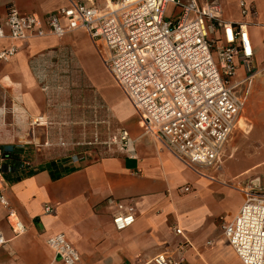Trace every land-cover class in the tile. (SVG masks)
<instances>
[{"label": "crops", "instance_id": "obj_1", "mask_svg": "<svg viewBox=\"0 0 264 264\" xmlns=\"http://www.w3.org/2000/svg\"><path fill=\"white\" fill-rule=\"evenodd\" d=\"M94 1L103 6V0ZM240 1L253 4L256 11L248 21L256 73L242 88L244 108L223 147L222 167L208 172V178L192 172L159 141L144 135L85 32L31 39L8 62L0 63V147L22 143L35 151L41 146L31 171L0 177V193L8 204L0 205V230L6 239L0 247V264H63L45 243L56 234H64L77 250L79 264H153L152 259L162 253L177 260L179 248L183 264H242L222 238L219 224H214L220 218L231 220L245 193L264 183V66L257 65L264 59V48L256 50L251 33L264 28V0H219L233 12L226 17L224 11L226 20L241 18ZM10 4L21 14L41 17L66 1L0 0L2 15ZM98 69L116 92L94 84ZM97 100L110 111L108 115L99 109L100 120L110 124L104 131L119 138L120 130L129 129L133 156L118 147H76L67 152L59 145L77 137L76 124L87 123ZM75 155L84 159L73 163ZM185 187L189 193H183ZM226 196L236 199L231 207L225 206ZM108 198L134 208L131 227L114 228L116 211L103 205ZM46 206L54 213H45ZM9 210L25 226L23 235L14 237L9 230ZM214 229L220 242L212 238Z\"/></svg>", "mask_w": 264, "mask_h": 264}, {"label": "built area", "instance_id": "obj_2", "mask_svg": "<svg viewBox=\"0 0 264 264\" xmlns=\"http://www.w3.org/2000/svg\"><path fill=\"white\" fill-rule=\"evenodd\" d=\"M66 4L45 16L21 14L10 4L0 13V63L8 62L29 40L61 38L83 31L113 83L137 116L144 135L160 142L174 158L201 177L222 167L223 147L236 130L244 108L242 88L256 73L255 53L248 30L256 16L251 3L239 2L240 20L223 19L217 0H65ZM173 6L170 18L167 8ZM242 71V74L239 72ZM119 142L133 156L126 131ZM0 147V177L11 172ZM84 156L71 157L73 163ZM19 172L28 173L31 163L19 155ZM183 193H189L185 187ZM0 205L8 204L0 193ZM103 205L114 209L117 231L135 222L134 208L108 198ZM45 213L52 214L50 206ZM6 222L14 237L25 226L11 210ZM221 233L242 264H264V191H248L235 216L220 218ZM176 235L182 231L175 228ZM63 264H79L80 255L64 234L45 240ZM6 244L0 230V247ZM177 260L162 253L153 264H183V248Z\"/></svg>", "mask_w": 264, "mask_h": 264}, {"label": "rangeland", "instance_id": "obj_3", "mask_svg": "<svg viewBox=\"0 0 264 264\" xmlns=\"http://www.w3.org/2000/svg\"><path fill=\"white\" fill-rule=\"evenodd\" d=\"M219 1V0H217ZM222 9H223V19H225V15H224V11H226L224 9V6L222 5ZM229 8L227 9L226 11V17L227 16H230L231 13H233L232 11H230ZM173 12V6H170L167 8V11H166V18H170L171 14ZM237 14L239 15V11H238V8H237ZM240 20V18H239ZM237 20V21H239ZM226 21H230V22H234V21H231V20H226ZM264 21V20H262ZM261 27H264V24L261 25ZM262 30H259L258 29H253L251 31L252 33V36L253 38H255V44H256V50H262V48H264V41H262V38H264V28H261ZM260 37V38H259ZM258 67L260 66H264V59H262L261 63L258 62ZM256 65V66H257ZM94 84H98L100 86H103L104 88L110 90L109 92L111 94H113L114 92H116L115 89L111 88V86L109 85V78L106 74H104L101 69H98L96 71H94ZM107 90V91H108ZM120 97L118 96L117 99H119ZM96 99V98H95ZM125 100V99H124ZM98 101V100H97ZM127 101V100H126ZM126 106L129 108L131 114L133 117L134 120L135 118H137V116L135 115V113L133 112L132 108L129 107L130 105L128 104V102H126ZM102 105V102L98 103L93 101V107H92V111L91 113H89L87 115V123L86 124H76V126L78 128H80V131L79 129L77 128V137L76 138H72V139H67V140H61V142L59 143V145H61L62 148H66V151L68 152L69 150H71L72 148H85L86 150H89V149H94V148H101L102 150H108L109 148H112V147H118L122 150H125V148L122 147V145L120 144L119 142V138L118 137H114L113 135H111V133L109 132H106L104 131L105 128H109L110 127V124H107V123H104L103 121L100 120L99 117L100 116V113H99V109H103L105 110L106 114L110 113L109 109L106 108V107H103L101 106ZM128 114V113H127ZM121 115H124V112H121ZM128 120V123L131 119H127ZM127 123V124H128ZM109 126V127H108ZM120 131H127L129 133V129L128 128H125V129H122ZM130 135V134H128ZM130 137V136H129ZM9 145H12L14 146L15 149H19L20 150V154L19 155H23V158L28 161L29 163L31 164H36L37 163V156L35 155L37 150L40 149V147L35 148V151L31 150V149H28L26 150V146L22 143H17V144H9ZM38 152V151H37ZM85 156H88L87 154ZM46 157V156H45ZM43 157V158H45ZM57 159V158H56ZM250 191V189H249ZM251 191H253L254 193L255 192H258V191H264V183H259V185L257 187H253L251 189ZM226 199H227V204L225 206L227 207H231L232 205H234L235 203V198L233 196H226ZM220 221V220H219ZM219 221L218 219L214 221V224L217 225V223L219 224ZM220 229V228H219ZM216 229H214V232L212 233V238L216 241H219L220 242V235L218 234L217 231H215ZM220 234L223 237L222 233H221V230H220ZM220 244V243H219ZM220 248H223V247H220Z\"/></svg>", "mask_w": 264, "mask_h": 264}, {"label": "trees", "instance_id": "obj_4", "mask_svg": "<svg viewBox=\"0 0 264 264\" xmlns=\"http://www.w3.org/2000/svg\"><path fill=\"white\" fill-rule=\"evenodd\" d=\"M19 154H20L19 149H14V151L12 153H7V152L2 153V157L6 158L8 160L7 164H9V166L11 167V172L8 174V176H12V175L20 173L19 172V164H18ZM19 178H20L19 176L15 177V179H17V180ZM7 179H9V178H7Z\"/></svg>", "mask_w": 264, "mask_h": 264}]
</instances>
